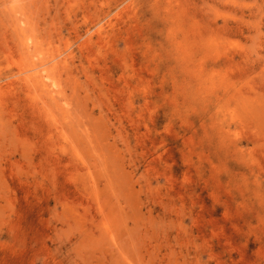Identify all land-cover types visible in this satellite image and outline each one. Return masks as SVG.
I'll return each mask as SVG.
<instances>
[{
	"label": "rangeland",
	"instance_id": "1",
	"mask_svg": "<svg viewBox=\"0 0 264 264\" xmlns=\"http://www.w3.org/2000/svg\"><path fill=\"white\" fill-rule=\"evenodd\" d=\"M0 264H264V0H0Z\"/></svg>",
	"mask_w": 264,
	"mask_h": 264
},
{
	"label": "bare ground",
	"instance_id": "2",
	"mask_svg": "<svg viewBox=\"0 0 264 264\" xmlns=\"http://www.w3.org/2000/svg\"><path fill=\"white\" fill-rule=\"evenodd\" d=\"M41 58V57H40ZM42 65V64H41ZM54 65V64H53ZM46 68V67H45ZM47 68H49V67H47ZM42 70V69H41ZM49 70H44V72H48ZM56 71V70H55ZM51 73V72H50ZM47 76V75H46Z\"/></svg>",
	"mask_w": 264,
	"mask_h": 264
}]
</instances>
